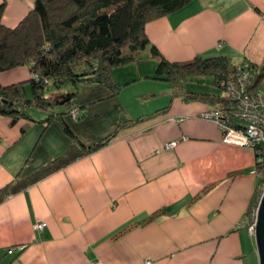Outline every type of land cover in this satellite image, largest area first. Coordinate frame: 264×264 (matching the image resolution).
<instances>
[{
	"label": "crops",
	"instance_id": "0c3cea01",
	"mask_svg": "<svg viewBox=\"0 0 264 264\" xmlns=\"http://www.w3.org/2000/svg\"><path fill=\"white\" fill-rule=\"evenodd\" d=\"M35 1L7 0L2 23L16 27ZM146 30L171 61L223 55L232 63L249 60L260 71L264 67V0H193ZM154 74L140 72L133 80L128 71L114 75L118 84L125 77L128 89L135 81L145 83L124 95L121 84L116 96L102 84L82 85L79 103L86 116L67 121L85 146L125 121L153 115L3 199L0 264H260L255 238L238 227L259 183L254 151L223 143L218 125L198 117L210 104L174 96L171 82ZM29 77L28 68L20 67L0 80ZM161 89L163 102L152 101ZM169 141L176 146L167 148ZM75 145L56 120L11 124L0 115V190L37 174ZM163 209L114 238L126 225ZM42 221L47 226L35 229ZM14 245L25 248L9 251Z\"/></svg>",
	"mask_w": 264,
	"mask_h": 264
},
{
	"label": "trees",
	"instance_id": "16d2710c",
	"mask_svg": "<svg viewBox=\"0 0 264 264\" xmlns=\"http://www.w3.org/2000/svg\"><path fill=\"white\" fill-rule=\"evenodd\" d=\"M191 1L193 0H36L29 14L12 28L2 23L7 4V0H2L0 75L27 67L30 77L27 81L10 84H3L0 80V115L9 117L11 124L21 119L45 123L56 120L76 145L37 174L2 188L0 202L8 195L26 189L34 180L105 146L122 128L153 115L151 113L125 121L113 133L90 146L81 143L67 121L71 118L73 108L77 110L76 120H82L86 116L85 105L79 103L82 85L102 84L113 96L118 95L122 87L115 80L114 69L137 61L147 47H150L151 58L157 62L153 77L171 82L174 96L184 95L186 100L195 99L219 105L225 111L232 107L235 101L221 93L193 90L189 88L188 80V76L192 75H213L215 84L220 89L225 75L233 68L227 56L196 55L188 60L171 61L148 36V23L177 11ZM255 67L257 71L251 88L259 86L264 74V67L261 71ZM71 84L75 85L73 91L61 90ZM51 86L60 91L55 92L53 89L46 93ZM32 106L43 109L46 116L36 120L34 114L30 113L31 110L28 111ZM61 107V110H57ZM169 107L170 105L163 107L162 111ZM223 116L227 114H222ZM226 119L223 118L222 121L227 122ZM230 119L232 121H228L229 124L240 127L238 122L241 124V121L238 118ZM211 188L212 186L204 189L199 196H203ZM164 213L166 209L149 215L143 221L132 222L115 233L114 238Z\"/></svg>",
	"mask_w": 264,
	"mask_h": 264
},
{
	"label": "rangeland",
	"instance_id": "374dc122",
	"mask_svg": "<svg viewBox=\"0 0 264 264\" xmlns=\"http://www.w3.org/2000/svg\"><path fill=\"white\" fill-rule=\"evenodd\" d=\"M218 44L221 45L222 43L221 44L218 43ZM149 50H150V47H147V49L143 50L141 52V54H140V58L137 61H134L132 63H129L128 66H119V67H116L115 73L113 71V74L116 75V77H118V75L121 74V71L122 70L128 71L129 73H131V75H130L131 77H129V78H131L132 80H133V78H134V76L136 74H137V76H139L138 74L140 72H142V74L144 76L146 74H148V72H150V74H152L153 72H155L156 67L155 68H152L153 66L151 64L153 62H155V61L151 58ZM198 55H200V54H198ZM246 62H249V63L253 64L254 66H257V68H259L257 64H254L252 61H249V60H243L242 62H239V63H232L231 62V65L233 67L235 66L236 69H238V68H240V66H242ZM230 77H231V71L228 72L225 75L223 81H225L226 78H230ZM124 78L120 80L121 83L119 82L121 85H123V84L126 83V80H124ZM188 80H190V82H189V88L191 87L193 90L208 91V92H211V93H221V94L225 95L228 99L235 101V99H232V97L230 96L229 93H231V91L229 92V89L227 88V86H225V85H222L221 86L220 85L221 86L220 89L216 86V84H215V77L213 75H195V76L192 75L190 77L188 76ZM191 80H193V81H191ZM25 81H27V80H25ZM150 81H152V80H150ZM135 82L137 84H135L134 87L129 88V89L126 88V87H124V85H123L124 88H123V94L122 95L127 94V93H132V92H130V91H132L130 89H136L137 90L141 86H145V83H143V82L142 83H139L137 81H135ZM252 82H253V79H252V81H251L250 84H252ZM259 86L262 87V88H264L262 85H260V83H259ZM259 86L254 87V88H248V98H250V96L253 95V93L257 91V89H258ZM53 89H55V92L60 91V89H56L53 86L51 89H48V91L46 93H49L50 91L52 92ZM74 89H75V85H72L71 84V85H67V86L63 87L61 90L62 91L69 92L68 90L73 91ZM136 90H133V91H135V93H136ZM161 94H164L162 89L160 90V92L157 93V96L155 98H153L152 101H155V102H163L162 101V95ZM240 95L242 97V93ZM180 96L185 97L184 95H180ZM234 103H233L232 107H230L229 110H227V111L221 109L220 108L221 106H219V105L216 106V105H211L210 104L209 105L210 108H208L206 110L200 111L199 114H198V117L200 119L211 120V121L215 122L218 125V127H219V129L221 131V141L223 143L229 144V145H234V146H237V147L251 149V150L254 151V153L256 155V163H255L256 169H255V173H256V176L258 178L259 183H258V187H257L256 192H255V196H254V200H253L254 202H252V204L250 205V208L248 210L247 215H245L243 218H241L240 221L238 222V227H243V226L246 227L248 229L249 234H250V231H249L250 226L248 225V223H246V220H248V222L250 221V218L252 216V213L256 210V208L258 209L259 208V205H260V200H261V196H262L261 194H262V192H263L262 190L264 188V186H263L264 185V176H260L261 172H264L263 170H261V168H264V154L261 153V152H258L259 149L253 148V147H249V146L246 145L249 142H251L253 144V142H252L251 139H249V140H247L245 142V141H243L245 139L241 138L238 141L239 143H237V144L236 143H231L230 140H229L230 137H228V135H227L228 132H226L224 130V128L221 126L222 119L220 118V119H217L216 120L213 117H207L206 116V115H209L208 113H210V111L218 112V111L222 110V113L224 115H225V113L227 114V116H223L225 119L227 118L226 121L227 122L228 121H232L230 118H235V111H236V109H237V107L239 105L238 101L237 102L235 101ZM54 107H56V106H54ZM61 109H62V107L61 108H58L57 110H61ZM28 111H30L31 114H36L35 111H43V109L38 108L37 106L36 107L35 106H32V107H29L28 108ZM76 113H77L76 108H73L71 110V118H70L71 120H76ZM35 116H37V115H35ZM35 118H37L36 120H38V118H40V117H35ZM173 120H175V118ZM76 121H78V120H76ZM138 123H140V122H138ZM138 123H136V124H138ZM238 126H240V127H235V128L242 129V130L244 129V128H242L244 126V124H243L242 121H241V124H240V122H238ZM262 127L263 128H261V130L264 132V124L262 125ZM243 131H246V130H243ZM244 136H246V138H247V131L244 134ZM176 144H177L176 141H169L168 143H166V147L171 149V148H174L176 146ZM40 225H42V227H40ZM46 226H47V222H45V221L38 222V223H35L34 224V228L35 229H38L39 231H42ZM255 233H256V227H255L254 235H252V234H250V235L255 238ZM256 247H257V245H256ZM16 248H18L20 251H23V249L25 248V245H19V246L18 245L17 246L14 245V246L9 247L8 250L9 251H11V250L13 251ZM257 252H258V250H257ZM258 256H259V254H258ZM146 263H148V261H146Z\"/></svg>",
	"mask_w": 264,
	"mask_h": 264
},
{
	"label": "built area",
	"instance_id": "2783aa9c",
	"mask_svg": "<svg viewBox=\"0 0 264 264\" xmlns=\"http://www.w3.org/2000/svg\"><path fill=\"white\" fill-rule=\"evenodd\" d=\"M255 68L256 67L249 62L244 63L238 69L234 66L231 70V77L227 78L222 84L227 86L229 92L231 91L229 94L232 99H235V101H238L239 103L235 111V117L238 118V120L243 121L244 126L242 128L247 131V138L244 136L246 131L235 128L230 125L229 122H225V120L221 121V126L226 132H228L227 135L230 137L229 140L231 143L237 144L241 138L245 139L243 140L245 142L251 139L253 144L249 142L246 145L257 148L259 149V151L257 150L258 152L264 154V132L261 130V128H263L262 125L264 124V88L259 86L257 91L248 98V88H251L250 83L255 76ZM241 93L242 97L240 95ZM208 114L209 115H206L207 117H213L216 120L224 118L222 117V110L218 112L210 111ZM261 170L264 171V168H261ZM260 176H264V172H261ZM262 191L261 195L264 193V188ZM257 215L258 209L256 208L252 213L250 221L248 222V220H246V223L250 226L249 231L252 235H254L255 232ZM40 227H42V225H40Z\"/></svg>",
	"mask_w": 264,
	"mask_h": 264
},
{
	"label": "water",
	"instance_id": "95a60500",
	"mask_svg": "<svg viewBox=\"0 0 264 264\" xmlns=\"http://www.w3.org/2000/svg\"><path fill=\"white\" fill-rule=\"evenodd\" d=\"M255 241L259 254L260 264H264V193L261 197L260 205L258 208Z\"/></svg>",
	"mask_w": 264,
	"mask_h": 264
}]
</instances>
